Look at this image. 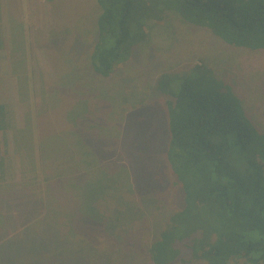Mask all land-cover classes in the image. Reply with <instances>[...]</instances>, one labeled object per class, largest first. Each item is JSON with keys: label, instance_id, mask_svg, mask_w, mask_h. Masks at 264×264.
<instances>
[{"label": "rangeland", "instance_id": "rangeland-1", "mask_svg": "<svg viewBox=\"0 0 264 264\" xmlns=\"http://www.w3.org/2000/svg\"><path fill=\"white\" fill-rule=\"evenodd\" d=\"M100 13L98 0H2L0 29L10 46L8 58L0 52V74L4 57L14 59L27 132L13 126L11 153L4 151L18 156V167L0 187V218L12 222L0 239V264H155L151 245L184 200L167 157L171 97L156 89L160 74L207 65L264 131V50L230 45L166 11L148 21L149 38L104 78L91 59ZM76 134L88 147L76 156L42 147L74 135L78 142ZM87 175L84 189L110 221L77 214L73 184ZM36 198L44 208L32 203ZM104 223L117 227L108 232ZM171 264L208 263L183 253Z\"/></svg>", "mask_w": 264, "mask_h": 264}, {"label": "trees", "instance_id": "trees-1", "mask_svg": "<svg viewBox=\"0 0 264 264\" xmlns=\"http://www.w3.org/2000/svg\"><path fill=\"white\" fill-rule=\"evenodd\" d=\"M98 3L101 13L91 59L94 71L104 78L113 74L117 63L128 59L139 42L149 38L148 21L160 19L166 11L208 28L230 45L264 50V0ZM156 89L171 97L167 157L182 186L184 200L152 243V260L155 264H171L184 253L190 260L208 264H264V131L255 127L240 97L207 65L164 72L157 78ZM8 127L6 107L0 102V132ZM74 137L68 142L55 139L44 146L54 152L68 151L72 156L80 148L88 150L83 138L81 141L76 134L79 141L74 142ZM3 165L0 158V180ZM89 178L87 175L73 184L77 214L92 221H110L102 216L92 194L86 192L88 187L84 189L86 183L90 185ZM32 203L44 208L38 198ZM104 226L108 232L117 227Z\"/></svg>", "mask_w": 264, "mask_h": 264}, {"label": "crops", "instance_id": "crops-1", "mask_svg": "<svg viewBox=\"0 0 264 264\" xmlns=\"http://www.w3.org/2000/svg\"><path fill=\"white\" fill-rule=\"evenodd\" d=\"M0 6H2V0H0ZM10 35H11L10 38L12 40V45H14V43H13L15 41L14 31L11 34V28H10ZM16 35L18 37V33ZM9 46H10V40H9L8 31L0 29V52L2 49L5 50L6 54H7V58L9 56V53H8ZM5 59L6 58L4 57L5 73L0 74V83L2 82L1 81L2 77H4L3 82L6 85V89H7L6 99H7V94H8V100H6V99L1 100L0 99V102H2L6 107L9 127L7 128V130L0 132L3 135L4 134L6 135L5 137H3L4 140H2V138H0V158L3 160V164H4L3 165V173L1 174L2 179L0 180V187H2V185H3L2 182H4V181L6 182V181H8V179H9V181H12V179L14 178L16 169L18 167L17 163H15V158L18 156L14 157L11 154H8L7 156H5V154H4V151L6 149H8V147H9V151L11 148V144H12L11 139H10L11 130L13 129V126H17V128H16L17 132H20V133H22V132L26 133L27 132L25 125H22L23 122L21 119V114H22L21 106L23 104L22 103L23 99H22L21 93H20L18 77H16L15 74H13V72H14V70H13L14 59L12 62H5ZM16 82H17V87H16ZM8 83H10V87H11L10 91H9ZM3 89H4V87H3ZM24 124H25V122H24ZM43 146H44V144L42 145V147ZM10 153H11V151H10ZM1 194H2V192L0 191V195ZM0 209H1V204H0ZM5 226H7V227L12 226L11 220H4V222H3V219L0 220V239H1L2 234H3V229L6 228Z\"/></svg>", "mask_w": 264, "mask_h": 264}]
</instances>
